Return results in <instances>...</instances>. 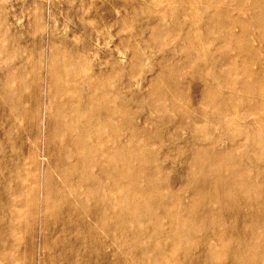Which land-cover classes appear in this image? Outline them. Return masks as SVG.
Masks as SVG:
<instances>
[{
    "label": "rangeland",
    "instance_id": "rangeland-1",
    "mask_svg": "<svg viewBox=\"0 0 264 264\" xmlns=\"http://www.w3.org/2000/svg\"><path fill=\"white\" fill-rule=\"evenodd\" d=\"M5 35L28 114L11 138L0 125V264H246L234 251L264 247L248 217L264 215V0H0ZM31 154L43 180L13 221L1 204ZM180 218L197 235L168 244Z\"/></svg>",
    "mask_w": 264,
    "mask_h": 264
},
{
    "label": "bare ground",
    "instance_id": "bare-ground-1",
    "mask_svg": "<svg viewBox=\"0 0 264 264\" xmlns=\"http://www.w3.org/2000/svg\"><path fill=\"white\" fill-rule=\"evenodd\" d=\"M256 4V2H254ZM232 22V21H231ZM8 34V33H7ZM9 36V34H8ZM7 35L2 38L0 41V52L2 55V60H7L9 59L12 49H11V43H10V38ZM248 52H251L250 48H246ZM244 60L242 61V66L245 68H248L251 66V62L254 61L252 58L249 57H244ZM247 60V61H245ZM0 69H3L4 74L0 78V93L1 97L4 98V108L1 106L0 102V125L3 123L7 124L9 129L11 130L10 138L12 134H18V131L14 121H12V118L18 117V119H22L28 114L27 108L23 105L20 104V102L23 99V94H19L20 92L18 91V88L15 86H21L26 84V75L24 73H14L12 71L7 72V64L5 65L2 63V66H0ZM248 74L250 75L251 72L249 71ZM253 75V74H252ZM249 83L245 84L244 88H251ZM11 94H7L10 93ZM23 96V97H22ZM8 129V130H9ZM35 132H37V128H35ZM6 132L1 130L0 131V142L5 138ZM88 137L93 136L92 133L89 132L87 133ZM74 146V145H73ZM78 147L80 144L77 145ZM69 147H72V145H69ZM93 146L90 145V142H86L81 146V151H82V162L79 164V170L81 173V176L83 178L88 179L90 175V170L94 168L93 165L96 163V158H91L90 161L88 158L85 156L90 153V148ZM95 148V147H94ZM35 153V152H34ZM13 155H15L13 153ZM62 159H67L69 157V154H63L61 155ZM29 160L23 161L24 156L21 155L16 158L17 161L14 162L13 169L15 171V175H19L20 179L18 184H11L6 186L7 188V201L1 204V207L3 210L7 212V214L11 217V219L14 221L18 214L23 211L24 205L25 204H34L35 202V195L34 192L36 188L38 187L39 183L42 182L43 177L40 176L41 172L40 169L37 166V157L33 154L28 157ZM26 160V159H25ZM40 161V160H39ZM19 162V163H18ZM122 166L124 165H119L116 168H113L110 171V174H114L118 172ZM111 177V176H110ZM225 179L227 182L233 181L234 178L231 174L227 173L225 176ZM226 182V183H227ZM134 184V181H132ZM59 195L58 199H61L63 197V192H57ZM45 194L44 192L41 194V199H44ZM145 199H141L140 201L143 202ZM4 201V200H3ZM146 201V200H145ZM144 201V202H145ZM125 207H130L129 203L124 204ZM132 210L135 211L134 206L132 205ZM195 214H192L193 216ZM249 217V224H257L262 222L264 220V215L258 214H248ZM243 219V217H242ZM32 222L27 223L26 226H29ZM174 228L178 230H183L181 233H177L174 236L170 234H166V242L170 244H174L175 242H181L185 238H193L196 237L197 235V230L200 228V224L197 222L191 221L188 218H180L179 220L175 221L173 224ZM183 228V229H182ZM210 238V235H203L201 236V241H207ZM260 238L254 237L253 239H248L244 244V248L237 251H234V257L235 259H240L246 264H261L260 263V255H261V249L264 251V247L262 244L259 243ZM207 254L210 256L212 254V257H215V252L214 250L207 251ZM237 264V263H234Z\"/></svg>",
    "mask_w": 264,
    "mask_h": 264
}]
</instances>
